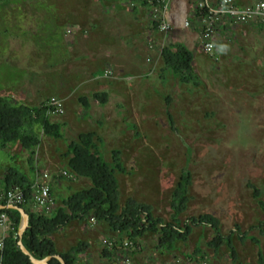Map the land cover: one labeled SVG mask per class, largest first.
Masks as SVG:
<instances>
[{
    "label": "rangeland",
    "instance_id": "374dc122",
    "mask_svg": "<svg viewBox=\"0 0 264 264\" xmlns=\"http://www.w3.org/2000/svg\"><path fill=\"white\" fill-rule=\"evenodd\" d=\"M194 1L198 0H187L189 16ZM15 2L27 5L20 9ZM189 16L185 29L190 33L173 25L163 32L161 12L137 0L0 2V96L32 108H44L52 96H67L63 114H46L61 125V137L35 125L40 142L32 150L21 143L0 146V180L11 167L30 176L46 168L68 170L69 144L91 133L94 150L105 157L119 181L121 207L133 199L172 222L173 192L183 172L191 174L187 206L179 216L182 227H191L185 240H176L171 249L162 248L160 233L134 238L91 214L50 235L61 252L81 242L88 244L77 255V264H264V73L257 71L259 61L250 39L239 41L240 49L228 62L215 61L204 53L201 41L196 43L198 52L192 50L196 84L184 83L164 70L163 47L178 41L174 36L197 32ZM55 28L63 29L64 45L47 34ZM4 34L13 42L10 52ZM27 42L34 46L33 55L20 50L24 59L21 55L5 58L15 54L17 47L26 49ZM42 43L46 47L40 58L45 62L59 58V64L51 61L50 69L41 73L34 64ZM109 43L125 46L129 60L142 58L143 67L126 73L109 71V75L98 70L103 77L98 84L116 80L126 82L128 89L125 94L120 83L115 85L117 94L109 97L103 111L95 112L92 95L100 76L93 75L97 64L87 58L88 49ZM80 96L92 99L89 116L80 113ZM60 178L54 184L55 205L47 215L60 207L69 212L66 199L91 186L85 177ZM30 208L42 212L34 204ZM205 214L219 222L218 247L212 246L216 232L211 225L191 221ZM127 241L133 244L124 245Z\"/></svg>",
    "mask_w": 264,
    "mask_h": 264
},
{
    "label": "trees",
    "instance_id": "16d2710c",
    "mask_svg": "<svg viewBox=\"0 0 264 264\" xmlns=\"http://www.w3.org/2000/svg\"><path fill=\"white\" fill-rule=\"evenodd\" d=\"M5 0H0L2 3ZM11 1V0H10ZM147 6L157 4L156 0H137ZM195 2V1H194ZM193 4L195 13L196 5ZM2 8L7 7L1 5ZM197 15V13H196ZM198 17V15H197ZM165 69L179 77L184 83L194 82L196 84L195 70L193 66L194 56L188 47L183 43H171L162 50ZM102 101H107L108 94H95ZM47 109L44 107H29L21 103H15L8 96H0V145L6 146L21 143L27 149L35 148L40 138L34 131L35 125H41L44 133L54 137H61V125L54 123L47 118ZM92 134L81 137V141H73L69 144L70 158L68 166L71 171L80 177L88 178L91 186L82 191L73 193L66 201L65 206L60 207L53 215L32 210L30 205L33 202L29 199L20 204L30 216L29 226L24 232L23 242L32 255L45 258L49 255L61 254L67 264H77V255L87 247V243L81 242L72 246L69 251L61 252L57 249L51 234L67 225L73 219L84 220L91 214L99 221L109 222L111 227L120 232H128L134 238H140L148 232L160 233L159 246L171 249L176 240L187 238L191 231L190 225L181 226L179 216L186 209L188 201V188L191 184V174L183 172L174 192L172 207L174 213L172 222H166L164 218L156 216L151 206L144 203H137L133 199L121 207L119 181L114 169L106 161L105 157L94 150ZM33 180L18 168H9L7 175L0 180V190H8L14 186L29 188ZM0 204H7L0 201ZM6 213L11 220V228L6 234L4 246L0 248V264H36L25 254L19 244V228L22 222V214L15 208H0V215ZM194 224L211 225L216 232L212 241L213 247H218L221 229L218 220L210 215H201L198 218H191ZM264 232V229H263ZM115 247V246H114ZM109 251H106V254ZM50 264H62L54 257Z\"/></svg>",
    "mask_w": 264,
    "mask_h": 264
},
{
    "label": "crops",
    "instance_id": "0c3cea01",
    "mask_svg": "<svg viewBox=\"0 0 264 264\" xmlns=\"http://www.w3.org/2000/svg\"><path fill=\"white\" fill-rule=\"evenodd\" d=\"M253 1H255V0H236V3L239 6H246V5L251 4ZM16 3L17 2H15V6H17V7L21 6L20 9L23 7L25 8L26 6H24V5H27V4L22 3V2L17 3L18 5H16ZM7 5L10 6V2ZM190 11L192 14H190V16H189V11H188V7H187V0H173L171 3V6H170V10H169V20L171 21L174 28L179 29V30L182 29L183 31L190 33V31H187V29H185L186 27H183V22H184V20L188 19V16H189V18L192 17L191 18L192 25L194 26V23H196V27H197L196 34H194V36H188L186 34H180L179 36H174V37H176V39H178V41L173 42V43L185 44L188 47V49L192 52L193 49H196L195 48L196 43H199V41H200L201 28L202 27H201V23H200L197 15H196V13H195L193 5H192V10H190ZM40 30L42 32H45L44 29H40ZM47 32H45V33L50 34L55 40L61 41L62 45H64V42L67 41L63 37V29L62 28L61 29L55 28L53 31L47 30ZM5 35L6 34H4L3 36H5ZM111 36L114 38L116 37L115 35H112V34H111ZM7 37L6 36L4 37V41L6 39L7 48L9 46L8 44L10 43V46L8 48V52H10L9 50L12 49L13 42L10 41V37L8 35H7ZM112 37H110V38L113 39ZM215 39L217 41V52L219 54V60L218 61L225 60V62H228V58L232 55H235V53L238 51V49H240V48L237 49V46L239 45L241 40H247V39L252 40V43H251L252 45H250V47H252L253 54L255 55L256 59L259 61V63L256 64V67L259 68L260 70H257V71L260 73H264V70L261 69L264 66V60L258 59L260 56L264 57V23H261L260 21L255 19V20H252V21H249L246 23L237 24V25L233 24L232 25L230 23V20L228 18H226L223 20V22H221L219 24ZM30 43L31 42H27L26 45H28ZM37 43H38V41L36 40V44ZM114 44H116V42H114ZM30 46H31V44L29 46H27L26 49L17 47L15 54H13L12 52L8 53L5 56V58H8L10 56L12 57L13 55L14 56L15 55H21V57H22L21 59H24L23 55L25 54V52L30 51L32 54V50H30V49L34 48V46L33 45H32V47H30ZM65 46H68V44H66ZM43 47H46V46H44L42 43V47L38 50L37 56H39L41 54ZM117 47H114L111 43H109V44H103V45H96L94 48L88 49L89 54H88L87 58H91L90 60L94 61L97 64L96 69L93 71L94 76H95V73H96V75L99 74L98 70L99 71L105 70V72H109V71L114 72L116 70V72H118V73L119 72L126 73L129 71L134 72V71L141 69L143 67L142 58H140L138 61L131 62V60H129V56H128L129 52L126 49V47L122 46V45H120L118 48ZM13 49H15V46L13 47ZM20 50H23V52L25 51L24 54H22ZM196 51H197V49H196ZM42 55H44V53ZM14 56H13V58H14ZM251 56H252V54H250V57ZM40 57L41 56H39V61L36 62L34 64V66L37 67L39 65V67L36 68V70L38 71V69H40L39 72L41 71V73L44 70L50 69L49 67H50L51 61H52V63L59 64L58 63L59 61L57 62V60L59 58H55V60L50 59L49 62L46 60V62H45V61H43L44 58L41 59ZM43 57H45V56H43ZM127 57H128V60L126 59ZM15 60L17 61V63L22 61L20 59H18V60L15 59ZM40 63H41V65H40ZM60 63H62V62H60ZM40 66H43V67L40 68ZM164 67H165V65H164ZM164 70H165V68H164ZM55 72L57 73V71H55ZM133 72H130V73H133ZM11 73H15V71H12ZM98 76H100V75H98ZM128 77L131 78L133 76L129 75ZM102 78L103 77L100 76V79H98L97 83H95L96 89H94V93L92 95V97L94 98L93 99V101H94L93 106H95V112L103 111L104 107H106L108 102H109V97L110 96L112 97L114 94H117V91L115 89V85L120 83L118 85L119 89L124 91L125 94L127 93V89H128L127 83L126 82L122 83V81L114 80L113 82H110V84H108L106 86H105V84H98L102 81ZM125 79H126V77H125ZM60 80H62L61 77H60ZM91 80H93V79H91ZM24 88H26V86L24 87V84H23V86L21 87L22 91ZM116 88H117V86H116ZM97 93L108 94L107 101L104 102L101 99L97 98V96L95 95ZM3 96H5V95H3ZM119 98H121V101L123 100L122 101L123 104L127 103V101H126L127 98L124 95L119 94ZM62 99L64 100V103H65V99H67V96L65 98H62ZM91 100L92 99H89L86 96H80V101L77 102V103H79L80 108L82 106V112H80V113H84V111H85L87 116H89L91 114V112H92ZM121 101H118V103L119 102L120 103L118 104L117 110H121V108L123 107V104H121ZM86 117H84V118H86ZM17 143H19V142H17ZM17 143H15V144H17ZM0 146H3V145H0ZM7 146H10V145H6L4 147H7ZM0 151H2L1 147H0ZM45 170H47V168L44 169L43 171H45ZM68 170H70V168ZM43 171L40 170V172H39V170H37V172L33 176L28 175L26 172H24V173H26L31 178V180H34ZM21 172H23V171H21ZM60 180H61V178H53V180H52V192L55 191L54 190L55 182L60 181Z\"/></svg>",
    "mask_w": 264,
    "mask_h": 264
},
{
    "label": "built area",
    "instance_id": "2783aa9c",
    "mask_svg": "<svg viewBox=\"0 0 264 264\" xmlns=\"http://www.w3.org/2000/svg\"><path fill=\"white\" fill-rule=\"evenodd\" d=\"M156 1L157 4L152 7L155 12H161L163 15V18L159 22V28L163 32H168L171 30L172 26V23L169 20V10L172 0ZM151 3L154 4L153 0H151ZM196 9L202 27L200 36L202 50L215 61L219 60L215 36L219 24L223 22L224 19L228 18L232 25L246 23L255 19L264 23V0H255L246 6H239L236 3V0H198ZM189 25L190 22L188 19L184 20L183 27H189ZM104 75H109V72H105ZM44 107L49 113L61 115L65 112L64 100L56 96L49 98ZM64 176L71 179L77 178L76 173L70 170L52 171L47 169L32 181L29 188L17 185L8 190H0V201H6L7 204H15L19 206L27 201L28 197L26 193L29 190V199L33 204L42 210L43 213H48L55 205L52 192V180L53 178ZM11 225L12 223L8 215L2 213L0 215L1 249L4 246L5 237L11 228ZM132 244V241H127L124 245L130 247Z\"/></svg>",
    "mask_w": 264,
    "mask_h": 264
},
{
    "label": "water",
    "instance_id": "95a60500",
    "mask_svg": "<svg viewBox=\"0 0 264 264\" xmlns=\"http://www.w3.org/2000/svg\"><path fill=\"white\" fill-rule=\"evenodd\" d=\"M0 208H15L21 212L22 222H21V226L19 228L18 244H19L21 250L30 257L32 262H34L36 264H50V260L52 258L56 257L62 262V264H67L66 261L64 260L63 256L59 253L54 254V255H49L45 258H39V257L32 255L31 252L28 250V248L25 246V244L23 242L24 232L26 231V229L29 226V221H30L29 214L25 211V209L23 207L15 205V204H0Z\"/></svg>",
    "mask_w": 264,
    "mask_h": 264
},
{
    "label": "bare ground",
    "instance_id": "6f19581e",
    "mask_svg": "<svg viewBox=\"0 0 264 264\" xmlns=\"http://www.w3.org/2000/svg\"><path fill=\"white\" fill-rule=\"evenodd\" d=\"M48 112V111H47Z\"/></svg>",
    "mask_w": 264,
    "mask_h": 264
}]
</instances>
